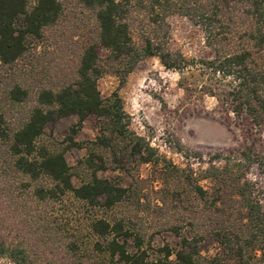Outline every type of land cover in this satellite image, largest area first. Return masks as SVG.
Listing matches in <instances>:
<instances>
[{
  "label": "rangeland",
  "instance_id": "374dc122",
  "mask_svg": "<svg viewBox=\"0 0 264 264\" xmlns=\"http://www.w3.org/2000/svg\"><path fill=\"white\" fill-rule=\"evenodd\" d=\"M35 1L29 0L28 8ZM60 1L62 12L57 22L44 28L40 38L28 37L26 50L16 62L0 63V111L9 128L26 118L39 89H58L73 81L84 46L96 41L93 12L77 0ZM128 21L134 46L139 49L146 35L143 31L152 26L146 13L136 9ZM165 23L164 38L160 39L167 50L188 59L211 58L213 51L205 44L202 31L186 17L172 12ZM96 50L106 71L97 79L100 96L118 95L127 129L154 150V162L138 163L128 156L126 141L114 149L95 145L101 130L100 120L93 115L80 125L75 115L49 122L36 144L51 153H63L75 187L91 177L87 159L92 158L96 165L101 159L105 166L96 171L97 177L125 193L115 205L105 208L103 200L92 207L68 193L37 201L28 188L20 193L18 209L13 211L10 203H5L4 234L13 243L33 245L34 254L26 264H124L106 251L113 237L125 243L129 253L142 257L143 264H178L175 254L184 239L196 245L195 264H214L216 260L234 264L235 258L217 241L214 231L230 227L239 233L245 218L239 219L237 213L243 210L231 189L207 176L206 170L223 167L220 157L251 143L264 150V126L255 134L244 120L225 113L214 98L197 92L186 94L178 84V69L164 67L157 57L142 58L122 76L124 66L110 65L108 51L99 45ZM15 84L29 89L26 102L15 103L9 98V89ZM234 171L248 184L250 197L264 213V170L257 163L242 162ZM12 181L32 187L52 185L45 177L32 182L17 174ZM193 184L205 191L207 202L192 190ZM213 199L220 211L208 208ZM94 219L121 223L122 232L94 235L89 230ZM0 264L16 263L3 256Z\"/></svg>",
  "mask_w": 264,
  "mask_h": 264
},
{
  "label": "trees",
  "instance_id": "16d2710c",
  "mask_svg": "<svg viewBox=\"0 0 264 264\" xmlns=\"http://www.w3.org/2000/svg\"><path fill=\"white\" fill-rule=\"evenodd\" d=\"M28 1L0 0L2 65L16 62L26 50V39L40 38L44 28L55 24L62 12L60 0H36L30 8ZM77 1L93 12L97 32L96 41L85 45L79 55L73 81L58 89H39L35 105L17 127H7L0 111V257L7 256L16 264H26L34 254V247L29 243H13L4 234L6 202L13 211L18 209L20 193L29 188L37 201L68 193L92 207L103 200L101 205L110 208L125 193V189L97 177L96 171L105 166L101 159L97 165L92 158L87 159L91 177L75 187L63 153H51L36 144L47 123L75 115L80 125L93 115L100 120L101 130L95 145L114 149L120 141H126L128 156L138 163L154 162V150L143 138L127 129L118 95L114 93L106 99L100 96L97 79L106 71L100 64L97 45L108 51L106 61L110 65L124 66L122 76L142 58L157 57L164 67L178 69V84L186 94L197 92L214 98L225 113L244 120L255 134H260L264 126V0ZM135 9L145 12L152 26L146 33L143 31L146 35L139 49L134 46L128 21ZM172 12H178L200 28L205 44L213 51L211 58L188 59L166 49L160 38H164L165 33L161 35V32L167 26V15ZM113 72L118 74V71ZM8 94L15 103H23L30 93L27 87L15 84ZM220 158L224 160L223 167L210 166L206 170L207 176L223 187H229L239 198L243 212L237 214L239 219L245 218V223L239 229L240 234L230 231V227L215 230L217 241L235 258L234 264H264V213L250 197L248 184L242 183L241 176L234 171L235 167L242 166V162L247 165L257 163L264 170V150L251 143ZM14 174L32 182L45 177L52 185L32 187L24 181L13 183ZM191 187L207 202L206 193L198 184ZM217 202L213 199L208 208L220 211L215 205ZM89 230L102 237L119 234L122 227L118 222L110 224L103 219H94L89 223ZM106 251L124 264H143L142 257L129 253L125 243L117 242L114 237L107 243ZM197 253L196 245L184 239L175 257L178 264H195ZM214 264L230 263L216 260Z\"/></svg>",
  "mask_w": 264,
  "mask_h": 264
}]
</instances>
